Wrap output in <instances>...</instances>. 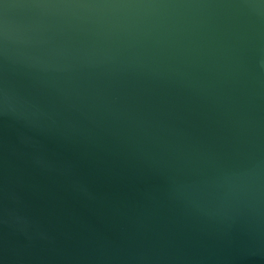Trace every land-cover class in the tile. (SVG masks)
<instances>
[{"label": "water", "instance_id": "obj_1", "mask_svg": "<svg viewBox=\"0 0 264 264\" xmlns=\"http://www.w3.org/2000/svg\"><path fill=\"white\" fill-rule=\"evenodd\" d=\"M0 264H264V0H0Z\"/></svg>", "mask_w": 264, "mask_h": 264}]
</instances>
